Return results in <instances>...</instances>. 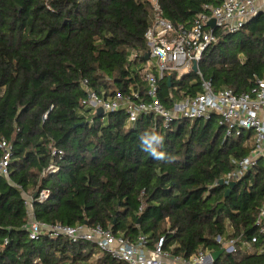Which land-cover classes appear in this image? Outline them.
Instances as JSON below:
<instances>
[{
  "label": "trees",
  "instance_id": "1",
  "mask_svg": "<svg viewBox=\"0 0 264 264\" xmlns=\"http://www.w3.org/2000/svg\"><path fill=\"white\" fill-rule=\"evenodd\" d=\"M158 3L164 18L189 27L216 0ZM152 18L149 0H0V140L10 146L8 178L0 174V264H123L88 242L30 239L24 194L42 223L99 225L129 240L140 234L147 248L164 237L163 250L182 257L220 249L214 239L225 235L236 240L235 251L212 264H264V220L255 224L264 165L227 196V184L218 183L252 148L250 131L226 137L217 115L168 127L152 114L129 122L123 108L97 115L83 103L91 92L105 100L118 93L135 100L137 92L149 101L141 73ZM214 34L198 64L214 91L240 93L264 80V14ZM200 91L194 71L170 72L156 96L169 109ZM145 132L162 135L158 151L174 159L142 151Z\"/></svg>",
  "mask_w": 264,
  "mask_h": 264
},
{
  "label": "built area",
  "instance_id": "2",
  "mask_svg": "<svg viewBox=\"0 0 264 264\" xmlns=\"http://www.w3.org/2000/svg\"><path fill=\"white\" fill-rule=\"evenodd\" d=\"M153 7V18L144 34L147 45L148 62L151 61L156 74L144 68L143 80L146 83V94L149 101L140 99L137 92H132L135 100L124 98L119 93L110 100L100 99L95 93H89L88 99L83 101L89 107H101L103 112L125 109L129 115V122L135 121L142 114H152L163 121V126L176 120H207L211 115H217L218 121L224 127L225 136H238L244 131L252 133V148L249 152L233 162V168L226 172L221 180L224 183L237 182L258 164L264 165V80H256L249 90L235 93L230 88L214 91L211 83L202 78L199 72V61L206 47L215 43L217 37L215 28L225 32H236L242 26L257 16L264 14V0H216L214 5H205L206 12L198 13L189 27L174 25L164 18L158 0H149ZM214 20V29L208 22ZM201 78V91L195 96H187L173 103L171 108L163 106L157 95L158 80L166 73L175 72L177 76L193 71ZM0 174L8 178V160L10 146L0 140ZM61 153L52 151V154ZM49 171L55 172L54 165ZM27 205L28 221L26 229L32 240L43 235L50 237L62 236L71 243L88 242L98 250L123 264H212V252L199 249L189 257L172 255L163 250L164 237H160L153 248H147L144 235H138L129 240L122 235L115 234L111 228L99 225L90 226L78 224L66 226L62 224H46L34 218L32 198L24 194ZM46 198V192L40 193L39 201ZM264 220V203L257 210L256 225ZM261 232V230H260ZM215 242L223 249V253L235 251V239H228L218 235ZM256 239L253 238L252 241ZM66 264V263H64Z\"/></svg>",
  "mask_w": 264,
  "mask_h": 264
},
{
  "label": "clouds",
  "instance_id": "3",
  "mask_svg": "<svg viewBox=\"0 0 264 264\" xmlns=\"http://www.w3.org/2000/svg\"><path fill=\"white\" fill-rule=\"evenodd\" d=\"M139 142L142 151L149 153L153 159L169 162L174 159V157L166 155L165 152L158 151V148H160L164 142V137L162 135L155 132H145L140 135Z\"/></svg>",
  "mask_w": 264,
  "mask_h": 264
},
{
  "label": "water",
  "instance_id": "4",
  "mask_svg": "<svg viewBox=\"0 0 264 264\" xmlns=\"http://www.w3.org/2000/svg\"><path fill=\"white\" fill-rule=\"evenodd\" d=\"M208 25L214 29V27H215V26H214V20L211 19V20L208 22ZM145 58H146V59L148 58V53H147V52L145 53ZM192 69H193L194 72L197 71V66H196V64L193 65ZM167 81H168V82L170 81V75H168V77H167ZM96 114H97V115H101V114H103V110H102L101 107H98V108L96 109ZM218 183H219V184H222L223 181H222L221 179H219V180H218ZM235 185H236V182H229V183H227V189H226V191H225V196H227V195L230 193L231 189H232L233 187H235ZM222 253H223V249H218V250H216V251H213V252H212V260H213V261H216V260L220 257V255H221Z\"/></svg>",
  "mask_w": 264,
  "mask_h": 264
},
{
  "label": "rangeland",
  "instance_id": "5",
  "mask_svg": "<svg viewBox=\"0 0 264 264\" xmlns=\"http://www.w3.org/2000/svg\"><path fill=\"white\" fill-rule=\"evenodd\" d=\"M152 66H153L152 62L149 61V62L146 63V65H145V69H146V68H147V69H148V68L150 69ZM143 70H144V69H143ZM142 72H143V71H142ZM141 74H142V73H141ZM184 98H185V97H184ZM181 99H182V98H181ZM181 99H179V100H181ZM97 256H98V255H97ZM97 256H96V257H97ZM96 257L94 256L93 259H91L90 261H91L92 263L95 262Z\"/></svg>",
  "mask_w": 264,
  "mask_h": 264
}]
</instances>
